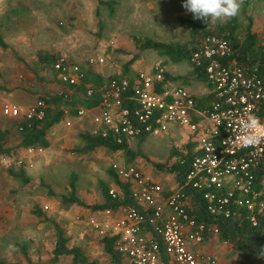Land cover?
Instances as JSON below:
<instances>
[{"label": "built area", "instance_id": "obj_1", "mask_svg": "<svg viewBox=\"0 0 264 264\" xmlns=\"http://www.w3.org/2000/svg\"><path fill=\"white\" fill-rule=\"evenodd\" d=\"M233 55L232 43L222 35L209 33L199 40L191 63L203 69L211 88L210 100L202 106L162 63L132 77L112 75L99 86L86 83L87 69L68 55L57 56L52 65L67 87L62 93L66 98L74 93L85 98L99 94L95 105L76 109V118L92 121L91 132L123 143L184 128L194 143V158L182 185L166 189L137 165L114 162L112 169L128 185L134 203L75 216L100 238H112L130 264H220L215 254L199 248L219 235V219L244 216L255 226L261 221L264 225V142L245 146L239 131L247 115L264 124V72L239 63ZM104 62L103 56L88 59L90 65ZM47 108L43 97L26 106L11 102L2 106L4 115L28 123L42 119ZM45 151L41 146L26 148L30 157ZM9 161L0 155V166ZM19 163L34 165L25 159ZM194 194L204 201L211 221L198 219L190 210ZM109 196L121 200V187H110Z\"/></svg>", "mask_w": 264, "mask_h": 264}, {"label": "rangeland", "instance_id": "obj_2", "mask_svg": "<svg viewBox=\"0 0 264 264\" xmlns=\"http://www.w3.org/2000/svg\"><path fill=\"white\" fill-rule=\"evenodd\" d=\"M101 1H113L114 9L100 0H0V32L7 43L5 48L0 46V116L3 115L2 106L8 101L18 102L21 97H26V104H29L40 97L60 95L67 88L50 65L39 63L41 53L68 55L105 79L126 74L125 66L131 61L129 69L132 71H149L155 64L162 63L173 77L178 78L179 84L197 97L210 93L208 81H198L193 76L191 62H172L161 50L143 44L147 39L167 44L186 43L191 39L189 27L180 21V17L189 14L180 0ZM235 18L239 24L238 36L244 38L251 23L264 53V0H250L249 3L244 0ZM231 19L210 23V27L214 30ZM93 56H103L105 62L88 64V59ZM6 118L11 131L8 143L14 146L20 138L16 131L17 119ZM71 122L67 125V120L63 119L62 124L49 131L54 135L62 134L64 128L74 130L80 125L78 119ZM77 137L69 146L57 143L33 169L26 168L31 179L28 184H23L13 174L25 164L19 163L18 149L8 163L0 166V261L6 264L71 263L72 256L53 260L56 231L47 220L51 219L64 228L69 246L80 247L98 264L109 263L102 239L75 220V216L88 210L91 203L98 204V181H105L104 175L98 177L102 168L93 166L89 159L85 165L79 164L83 170L70 160L82 148ZM189 142L184 128L158 137L148 136L141 144L132 145L139 156L131 163L167 187L175 186L176 175L156 164L171 166L177 159V155H171L172 150L183 151ZM107 157H110V166L126 160L121 151L108 153ZM73 173L77 175L75 195L84 199L82 205L67 200L71 195ZM206 242L224 264H264V259L253 263L241 259L232 245L220 240L219 236L210 237ZM24 244H27V254L19 248ZM10 245L14 248L9 249Z\"/></svg>", "mask_w": 264, "mask_h": 264}, {"label": "trees", "instance_id": "obj_3", "mask_svg": "<svg viewBox=\"0 0 264 264\" xmlns=\"http://www.w3.org/2000/svg\"><path fill=\"white\" fill-rule=\"evenodd\" d=\"M249 3L250 0H245ZM104 1L100 0V3ZM111 10L114 9L113 1L104 2ZM181 5L183 0H180ZM183 7V6H182ZM180 21L186 24L190 29L191 39L186 43H162L147 39L143 44L144 47H153L161 50L165 55H168L172 62H191V56L193 52L198 48L199 40L209 33H217L230 40L234 48L233 57L239 63L249 64L251 66L256 65L259 67L261 72H264V53L259 45V40L257 35L252 30L251 23L249 24L246 32V36L241 38L237 34L239 28L237 18H232L226 24L218 25L216 29L212 30L210 23L207 24L202 20L193 19L191 13L187 16L180 17ZM0 46L7 47V43L3 35L0 32ZM57 56H49L47 54L41 53L39 55V63L44 64V66L50 65L52 67ZM133 60V59H132ZM133 62V61H131ZM130 62V63H131ZM129 63V64H130ZM129 64L125 66V73L128 75L130 73ZM193 76L198 81H206V76L201 67L193 65L192 70ZM130 75V74H129ZM178 79L177 77H173ZM105 77L101 74L96 73L92 70L86 71V83H92L96 86L101 85ZM85 84L79 87V90L83 91ZM99 94L94 98L81 97L79 94L74 93L71 97L66 98L64 94L54 95L50 97H43L47 103L48 108L46 109L45 115L42 119H35L31 123H28L24 119H17L16 121V131L20 136L19 142L14 146L8 145V138L11 135L10 129L0 128V155H12L18 148H27L29 146H41L47 148L50 142L47 138L48 130L56 123L63 120L66 115L70 117L76 116V109L78 106L91 107L98 102ZM211 95L197 97L200 106L204 105L205 102L210 100ZM68 112V113H66ZM20 127L22 129H20ZM80 137L83 139L84 146L78 151L89 152L98 147H105L109 150L116 152L122 151L126 156L127 163H131L139 156V153L131 150L129 142L125 140L123 143H117L112 136L105 137L102 134H95L90 130L80 133ZM139 142L145 139V135L138 137ZM194 143L191 141L185 145V150L178 151L172 150L171 155H177V159L171 166H164L156 164V167L160 169H165L168 172L174 173L176 175V180L179 185H182L186 174L190 169L191 162L194 158L193 154ZM16 177L22 180L23 184H28L31 179L27 174V171L21 167L19 171L13 173ZM76 181L77 175L72 174L70 181L71 185V195L68 197V201L76 202L79 204H84V202L75 195L76 191ZM116 183L122 188L123 196L121 200L114 201L109 196V188L107 186L103 187V193L105 196V202L103 204L89 205L92 209H104L107 207H117L120 204H133L128 185L120 181L115 177ZM190 193L193 191L189 190ZM194 200L196 204L193 213L200 220L211 221L212 217L207 212L205 208L204 201L199 197L198 194H194ZM49 220L55 228L56 231V241L53 248V260L57 261L62 256H72L73 260L69 264H98L97 261H91L88 256L83 252L80 247L69 246V237L67 236L64 228L58 223L51 219ZM220 226L219 238L232 245L238 256L241 259L250 262H256L257 260L264 259V225L262 221L258 225H253L250 220L246 219L244 216H234L232 218H221L218 220ZM104 250L109 258L108 264H129L126 262L125 258L115 249L114 241L112 238L102 239ZM27 244L20 245L19 248L25 254H27ZM30 261V260H29ZM0 264H6L0 261ZM29 264H35L32 261Z\"/></svg>", "mask_w": 264, "mask_h": 264}, {"label": "crops", "instance_id": "obj_4", "mask_svg": "<svg viewBox=\"0 0 264 264\" xmlns=\"http://www.w3.org/2000/svg\"><path fill=\"white\" fill-rule=\"evenodd\" d=\"M138 71H132V70H130V75L128 74H124V75H127V76H134L136 73H137ZM118 75V74H117ZM194 93V92H193ZM28 101V98H26V97H21L20 99H19V101L18 102H13V101H11V103H17V104H21V105H29V104H31V103H29V104H26V102ZM8 102H10V101H8ZM35 102V101H34ZM33 103V102H32ZM2 113H3V110H2ZM67 113V112H66ZM6 117H8V116H6V115H2V116H0V120H2V124L0 125V128H3V129H6V128H8L7 127V125H8V122H9V120L6 118ZM70 116H68V115H66V117H64L63 119H66V120H71L72 118V120L74 121V119H78V121H79V123H80V125H77V127H79L80 128V130L81 129H83L84 128V130H89V128H92L93 126V123H92V121L89 119V118H86V119H80V118H76V116L75 117H72V118H69ZM9 118H13V117H9ZM14 119H16V118H14ZM18 119H21V118H18ZM71 120V121H72ZM88 120V121H87ZM60 123L62 124V120L60 121V122H58V123H56V124H54L50 129H52L55 125H60ZM77 127H75V128H77ZM74 128V130L73 129H69V130H67L66 128H64L65 130L63 131V133L62 134H56V135H54L51 131H49L48 130V132H47V138H48V140H49V142H50V145L46 148V151L43 153V154H38V155H36V156H34V157H30V156H28L27 155V153H26V148H18V150H17V153H19L20 154V159H25L26 161H28V162H30V161H32L33 162V167H30L29 166V164L27 163H25L24 164V166H20V167H23L25 170H26V168L27 169H33L34 167H35V164H36V162H38V160L39 159H42L43 160V155L49 150V149H51V147H54V146H56V144L58 143V144H62L63 146H69V145H71L72 143H75V136H78L77 138H78V140H80V143L82 144V147L84 146V142H83V139L80 137V133L81 132H84V131H80L79 130V128H77V129H75ZM85 128H87V129H85ZM9 129V128H8ZM78 133V134H77ZM61 135V136H60ZM59 136V137H58ZM148 136H145V139L144 140H146V138H147ZM76 138V139H77ZM9 140V139H8ZM19 140H20V138H19ZM19 140H17V143L19 142ZM57 140V141H56ZM82 140V141H81ZM144 140L142 141V142H144ZM140 141V139L139 138H132V139H129V146H130V148H131V150L132 151H134L135 152V150H134V148L132 147V145L134 144V143H137V144H141L142 142H139ZM76 142H77V140H76ZM79 142V141H78ZM16 143V144H17ZM8 145L10 146V144L8 143ZM81 148V147H80ZM111 152H113V151H111V150H109L108 148H105V147H98V148H96V149H94V150H92V151H89V152H81V151H78L77 152V155H75V157L73 156V157H71V161H74L75 163H77L78 164V166H79V164H82V165H85V161H86V159L88 160L89 159V161L92 163V165L94 166V165H96V166H99L100 168H102V173L101 174H99L98 175V177L99 176H102V175H104V177H105V181L104 182H102V181H98V204H103L104 202H105V196H104V193H103V187L104 186H107L108 188H110V187H112V186H115V185H117V186H119L117 183H116V181H115V177H117L116 175H115V173H114V171H113V169H112V166H110V157H107V155H108V153H111ZM122 152V151H121ZM14 154V153H13ZM12 154V155H13ZM8 157H9V159L11 158V155H7ZM69 156V155H68ZM62 158V157H61ZM80 160H82V161H80ZM123 163H127V161L125 160V162H123ZM127 164H132V163H127ZM27 165V166H26ZM107 166V167H106ZM108 166H109V168H108ZM139 167V166H138ZM79 168L80 169H82L83 170V166H79ZM141 169V168H140ZM142 170V169H141ZM142 171H144V170H142ZM76 172V171H75ZM145 173H147L146 171H144ZM148 172H151L150 170L148 171ZM28 174V173H27ZM152 176V175H151ZM30 177V176H29ZM118 178V177H117ZM156 180V179H155ZM158 181V180H157ZM77 182V181H76ZM105 183V184H104ZM110 184V186H109V184ZM107 184V185H106ZM179 184H178V182H177V185H175V186H171V187H167L165 184H164V186L166 187V189H173V188H176L177 186H178ZM120 187V186H119ZM121 190H122V188H121ZM76 191H77V184H76ZM75 191V192H76ZM122 192H123V190H122ZM79 198V197H78ZM82 201L84 200L83 198L81 199ZM85 202H87V201H85ZM74 203H76V202H74ZM190 204V210L193 212V210H195V208H196V204H195V201H190L189 202ZM77 204H79V203H77ZM95 204V203H94ZM82 205V204H81ZM90 205H93V203H91ZM95 210H98V209H95ZM90 211H94V209H92L91 207L88 209V210H86V211H83V212H79V213H82V214H84V215H88L89 213H90ZM78 213V214H79ZM75 220H76V218H75ZM76 223H80V224H82V225H84V226H86V227H88L84 222H78L77 220H76ZM89 228V227H88ZM90 229V228H89ZM91 230V229H90ZM92 231V230H91ZM93 232V231H92ZM96 234V233H95ZM216 236H218V235H216ZM212 237H214V236H212ZM101 239H103V238H101ZM102 244H103V242H102ZM208 244L209 243H207V242H205V243H203V244H201L200 246H199V248L200 249H202V250H206V251H208V252H211V253H213V254H215L217 257H218V255H217V253L213 250L212 251V249H211V246H208ZM103 247H104V245H103ZM124 257V256H123ZM125 258V260H126V262L128 261L129 262V264H130V261H129V259L127 258V257H124ZM218 259H219V261H220V264H224V262H223V260L221 259V258H219L218 257ZM127 262V263H128Z\"/></svg>", "mask_w": 264, "mask_h": 264}, {"label": "clouds", "instance_id": "obj_5", "mask_svg": "<svg viewBox=\"0 0 264 264\" xmlns=\"http://www.w3.org/2000/svg\"><path fill=\"white\" fill-rule=\"evenodd\" d=\"M244 0H183V8L191 13L193 19L203 22H226L237 16L242 8ZM240 134L245 146H256L264 142V124L253 115H247L241 119ZM14 248L10 245L9 249Z\"/></svg>", "mask_w": 264, "mask_h": 264}]
</instances>
